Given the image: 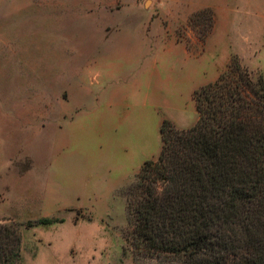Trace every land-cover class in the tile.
Here are the masks:
<instances>
[{
    "label": "rangeland",
    "instance_id": "rangeland-1",
    "mask_svg": "<svg viewBox=\"0 0 264 264\" xmlns=\"http://www.w3.org/2000/svg\"><path fill=\"white\" fill-rule=\"evenodd\" d=\"M149 47L188 51L205 62L207 80L236 55L257 80L264 0H0V221L21 228L13 264H180L132 244L129 203L144 163L161 154L162 130L153 155L125 168L106 147L111 129L100 116L76 118L75 103L88 92L97 99L89 110L102 111L108 81L93 59ZM41 218L53 223L29 226Z\"/></svg>",
    "mask_w": 264,
    "mask_h": 264
},
{
    "label": "trees",
    "instance_id": "trees-1",
    "mask_svg": "<svg viewBox=\"0 0 264 264\" xmlns=\"http://www.w3.org/2000/svg\"><path fill=\"white\" fill-rule=\"evenodd\" d=\"M194 99L197 122L176 130L165 119L161 154L139 174L129 203L132 244L180 264H264V76L254 80L233 55ZM21 244L19 224L0 221V264L17 261Z\"/></svg>",
    "mask_w": 264,
    "mask_h": 264
},
{
    "label": "crops",
    "instance_id": "crops-1",
    "mask_svg": "<svg viewBox=\"0 0 264 264\" xmlns=\"http://www.w3.org/2000/svg\"><path fill=\"white\" fill-rule=\"evenodd\" d=\"M126 36V41L132 40L133 36ZM182 53L159 55L151 47L126 48L98 55L93 64L88 59L85 61L84 66L89 67L91 63L98 68L108 84L102 88L101 113L89 110L97 99L88 92L85 100L75 103L76 118L80 121L87 115L96 120L100 116L107 130L111 129L106 134V147L121 154L119 159H125V168L139 166L153 155L165 118L181 129L197 122L193 92L216 78L211 75L207 80L205 62L194 59L188 51ZM168 109L182 112L184 117L171 118Z\"/></svg>",
    "mask_w": 264,
    "mask_h": 264
}]
</instances>
